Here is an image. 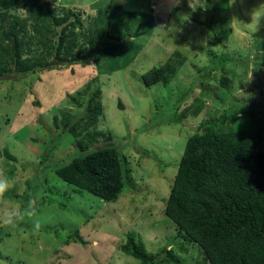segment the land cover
<instances>
[{
  "label": "rangeland",
  "instance_id": "374dc122",
  "mask_svg": "<svg viewBox=\"0 0 264 264\" xmlns=\"http://www.w3.org/2000/svg\"><path fill=\"white\" fill-rule=\"evenodd\" d=\"M35 1L22 0L10 12L28 26L23 56L46 64L56 61L51 45L60 26L39 33ZM42 1L55 13L81 14L73 48L67 40L61 51L68 56L87 48L104 4L141 10L148 19L132 21L134 37L117 62L41 72L36 66L0 78V264H140L122 250L130 235L151 253L170 247L182 264L203 261L198 244L165 215L166 201L188 138L206 125L248 129L260 134L264 148V0ZM126 18L114 16V31ZM169 59L177 71L168 81L145 85L143 74ZM96 84L103 105L97 124H84L78 137L56 129L53 116L61 111L76 119ZM82 139L114 143L124 155L129 188L117 201H103L53 171L82 153Z\"/></svg>",
  "mask_w": 264,
  "mask_h": 264
},
{
  "label": "trees",
  "instance_id": "16d2710c",
  "mask_svg": "<svg viewBox=\"0 0 264 264\" xmlns=\"http://www.w3.org/2000/svg\"><path fill=\"white\" fill-rule=\"evenodd\" d=\"M21 3L22 0H0V78L12 73H29L36 66L41 72L92 61L100 63L108 58L117 62L118 53L129 47L134 37L130 34L132 21L139 16L148 19L141 10H123L121 4H104L98 9L97 22L89 29L87 48L68 56L61 51L67 40L69 48H73L74 40L81 33L77 32L82 25L81 14L73 10L55 13L49 2L36 0L31 13L40 23L39 33L50 31L47 28L52 24L60 26L56 42L51 45L56 61L37 64L23 56V47L27 44L24 35L28 33L26 22L10 12ZM119 12L126 13L127 18L124 28L116 32L113 18ZM140 33L137 28L135 35ZM172 63L169 59L165 67L155 66L143 74L145 85L167 82L177 71ZM18 77L11 79L24 76ZM221 83L228 87L230 80L222 76ZM101 97L102 88L96 84L84 111L76 119L60 111L53 116V125L78 137L84 124L96 125L103 114ZM215 127L216 123L206 125L204 130L188 138L166 201L165 215L198 244L204 253L203 261L198 264H264V148L260 134L256 136L248 129L225 131ZM79 144L82 153L55 165L53 171L64 181L103 201H117L129 188L121 150L114 143L98 146L82 139ZM122 250L140 264H182L173 248L151 253L133 235L128 236Z\"/></svg>",
  "mask_w": 264,
  "mask_h": 264
},
{
  "label": "clouds",
  "instance_id": "9594fccd",
  "mask_svg": "<svg viewBox=\"0 0 264 264\" xmlns=\"http://www.w3.org/2000/svg\"><path fill=\"white\" fill-rule=\"evenodd\" d=\"M181 2V0H176V3L179 4Z\"/></svg>",
  "mask_w": 264,
  "mask_h": 264
}]
</instances>
